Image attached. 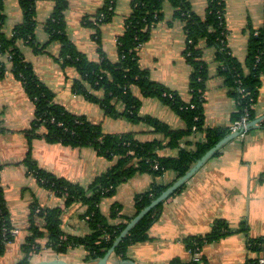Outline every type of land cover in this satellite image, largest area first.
<instances>
[{
    "label": "crops",
    "instance_id": "1",
    "mask_svg": "<svg viewBox=\"0 0 264 264\" xmlns=\"http://www.w3.org/2000/svg\"><path fill=\"white\" fill-rule=\"evenodd\" d=\"M103 1L67 0L65 33L75 49L88 60L98 62L100 49L106 60L115 64L119 60L116 40L124 32L132 0H117L111 20L98 28L83 26V18L94 15ZM223 1L227 29L225 45L230 55L244 66L248 42L264 25V0ZM189 3L194 14L203 19L206 0H189ZM35 5V42L44 50L36 53L23 42H18V46L24 61L53 95V103L69 114L83 117L92 125L99 126L103 134H130L140 143L164 140V136L154 134L150 126L135 124L123 117H109L99 104L73 92V82L78 79L77 71L72 67L61 68L57 61L60 43L49 42L43 26L53 12L54 2L35 0ZM3 15V32L10 37L13 28L23 19L18 1L5 0ZM95 34L99 46L93 38ZM185 41L183 23L174 19L173 8L166 1L162 19L151 28L147 41L138 51V65L148 72L152 82L162 85L187 103L191 98V68L183 56ZM200 47L203 49L202 60L207 65L203 130L186 135L174 148H162L159 150L161 157L174 158L181 150H194L196 144L204 142L207 129L229 131L237 113V103L228 95L224 79L218 74L220 63L215 61L214 48H206L203 42ZM1 61L9 70L7 58L3 57ZM131 91L140 101V117H152L170 130L186 129V123L161 100L143 97L136 87H132ZM96 95L102 96L101 93ZM116 108L120 112L123 106L118 103ZM252 111L253 125L246 136L243 139L235 136L218 149L183 184L180 192L166 199L158 220L148 231V239L128 246L124 259L113 254L108 264H169L175 259L181 264H188L190 254L186 239L210 233L218 221L226 224L230 234L202 247L201 264H247L256 257L249 251L248 242L264 237V75ZM34 112V104L26 95L22 83L7 72L0 78V187L15 238L0 256V264H18L25 257L21 246L30 236L28 227L33 204L62 209L61 228L64 233L73 237H84L89 233L84 218L85 206L73 204L64 209V199L49 193L29 173L27 159L43 172L84 189L116 161L97 154L90 147L74 148L49 143L40 137L30 139L26 134L34 119ZM44 132L43 128L39 129V134ZM177 180V175L171 171L158 177L137 173L120 184L113 196L104 198L99 210L109 217L111 207L118 205L117 217L108 219V223H126V219L135 214L136 195L147 192L154 184L169 187ZM34 222L43 228L41 218L34 217ZM37 242L42 249L30 257L29 264L53 259H62L71 264H92L85 261L87 254L81 247L68 250L65 256L70 260H67L64 255L46 247V235L38 238ZM46 252L51 255H42ZM261 258L264 259V254Z\"/></svg>",
    "mask_w": 264,
    "mask_h": 264
},
{
    "label": "trees",
    "instance_id": "2",
    "mask_svg": "<svg viewBox=\"0 0 264 264\" xmlns=\"http://www.w3.org/2000/svg\"><path fill=\"white\" fill-rule=\"evenodd\" d=\"M4 1L0 0V78L8 72L20 81L26 95L34 104V119L26 135L30 139L40 137L49 143H60L74 148L90 147L97 154L110 160H116L107 172L95 178L92 184L84 189L43 172L27 159L29 173L49 193L64 199V209L73 204L85 206L87 210L84 218L89 233L84 237H73L64 233L61 228L62 209L43 208L33 204L30 207L28 227L30 236L21 246L25 257L18 264H29L30 257L40 252L42 247L37 239L44 235L47 237L46 247L55 253L63 254L70 249L81 247L87 254L85 261L94 263L112 247L127 222L149 206L168 187L154 184L147 192L136 195L134 216L127 218L126 223L115 225L108 223V219L117 217L119 206L111 207L109 217H105L99 210L104 198L113 196L120 184L137 173H149L158 177L171 171L179 179L198 159L229 133L228 130L223 129H207L204 142L196 144L194 150H181L174 158L159 156V150L162 148H174L186 135L193 131L203 130L207 65L202 60L203 49L200 47L202 42L206 48H214L215 61L220 63L218 74L224 79L229 90L228 95L233 97L237 103L234 120L240 118L244 110L247 111L249 120H252V106L264 75V25L250 38L243 66L230 55L225 45L227 29L223 0H206V14L203 19L194 14L189 0H132L131 12L125 20L124 32L116 40L118 62L115 64L108 62L100 49L98 52L100 60L92 62L75 49L65 33L64 13L68 6L67 0H53V12L43 26L49 42L60 43L61 49L57 61L61 68L72 67L77 71L78 79L73 82V92L99 104L109 117H123L135 124H146L153 129L154 134L164 136V140L154 139L140 143L130 134H103L99 126L92 125L83 117L71 115L53 103V95L37 79L32 67L24 61L18 46V42H23L36 53L44 50V47L39 48L35 42L34 33L37 26L35 0H17L23 19L13 28L10 37L3 32ZM116 1L104 0L101 8L94 15L83 18V26L96 29L101 24L109 22L113 16ZM166 1L173 8L174 19L183 23L186 38L183 56L191 68L189 77L191 98L187 103L183 102L177 94L152 82L148 72L138 65V51L147 41L151 28L162 19L163 6ZM93 38L99 46L97 34ZM3 57H9V70L1 61ZM132 87L138 88L143 97L158 98L163 104L169 106L186 123V129L170 130L167 125L152 117H140L141 104L139 99L133 95ZM96 93H101L102 96L98 97ZM118 103L123 106L120 112L116 108ZM41 128L45 132L39 134ZM183 187L184 185L180 186L168 198L180 192ZM165 201L152 208L129 231L115 247L113 253L115 256L124 259L128 246L148 239V231L158 220ZM34 217L43 220L42 229L36 226ZM12 231L0 187V256L15 238ZM228 234L230 232L226 224L218 221L213 225L210 233L186 239V248L190 253L194 250L201 251L205 244ZM248 249L256 254V257L249 260L247 264H260L259 261L264 254V237L249 240ZM201 262L200 257V263H195L190 259L188 264H201ZM169 264H181V262L175 259Z\"/></svg>",
    "mask_w": 264,
    "mask_h": 264
},
{
    "label": "water",
    "instance_id": "3",
    "mask_svg": "<svg viewBox=\"0 0 264 264\" xmlns=\"http://www.w3.org/2000/svg\"><path fill=\"white\" fill-rule=\"evenodd\" d=\"M253 123H249V127L252 126ZM237 136V134H230L227 137L220 140L217 144H215L211 149H209L196 163L195 165L182 177H180L176 182H174L171 186H169L164 192L160 194L155 200H153L149 206L140 211L134 218H132L124 228V230L120 233V235L115 240L112 247L106 252V254L99 259L98 261L92 264H108L110 257L114 253L115 247L119 244V242L124 239L129 231L155 206L165 201L173 192H175L180 186H182L215 152L220 149L225 143L230 141L232 138ZM35 264H71L62 259H53L48 261H41ZM134 264V263H132Z\"/></svg>",
    "mask_w": 264,
    "mask_h": 264
},
{
    "label": "built area",
    "instance_id": "4",
    "mask_svg": "<svg viewBox=\"0 0 264 264\" xmlns=\"http://www.w3.org/2000/svg\"><path fill=\"white\" fill-rule=\"evenodd\" d=\"M6 58H7V60H9V57H6ZM250 122L251 121L249 120V115H248L247 111L244 110L243 115L231 123V125L229 127V133L230 134H237V137L239 139H243L250 129V127H249ZM12 234H14L13 231H12ZM189 254H190L191 261H193L195 263H200V251L199 250H194L191 253L189 252ZM259 263L264 264V259H260Z\"/></svg>",
    "mask_w": 264,
    "mask_h": 264
},
{
    "label": "rangeland",
    "instance_id": "5",
    "mask_svg": "<svg viewBox=\"0 0 264 264\" xmlns=\"http://www.w3.org/2000/svg\"><path fill=\"white\" fill-rule=\"evenodd\" d=\"M52 251H53V250H52ZM45 254L48 255V256L51 255L50 252L43 253L42 255H45ZM52 254H53V253H52ZM62 255H64L63 257L68 258L67 260H70L69 257H66V256H65V253H63ZM62 255H61V256H62ZM77 262H78V261H77ZM77 262H76V263H77ZM79 264H81V263L79 262Z\"/></svg>",
    "mask_w": 264,
    "mask_h": 264
}]
</instances>
